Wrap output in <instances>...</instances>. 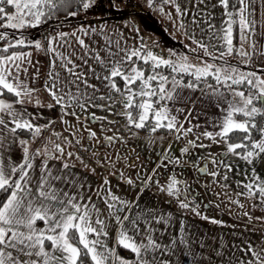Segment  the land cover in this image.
<instances>
[{"label": "snow or ice", "instance_id": "6c2138e0", "mask_svg": "<svg viewBox=\"0 0 264 264\" xmlns=\"http://www.w3.org/2000/svg\"><path fill=\"white\" fill-rule=\"evenodd\" d=\"M261 2L264 4V0ZM90 3L91 0H0V28L19 33L10 38L7 32H0V42H3L0 44V264H172L178 249L186 259L191 258V264H211L213 255L222 258L220 251L203 257L202 252L194 250L195 241L190 239V227L183 218L173 233L170 231L174 225L172 213L147 206L141 208L139 197L152 184L170 206L178 208L181 216L190 213L219 224L221 221L203 214L200 202L193 195V185L185 178L189 176L187 169L211 178V183H218L217 178L227 181V173L233 171L231 163L226 161L228 155L248 165L264 158V79L255 72H241L238 65L225 58L239 55L250 61L256 54V0H189L196 5L195 11L182 9L176 0H162L165 5L174 6L181 17L178 28H185L182 18L191 14L193 25L204 34L211 33L218 41L219 46L205 44L189 35L191 42L208 58H201L199 65L189 63L186 57L177 63L154 55L146 51L143 41L140 47H129L122 37L91 26L58 31L46 38V47L39 41L26 40L23 35V29L45 24L61 12L75 17L80 9L87 10ZM148 4L154 6L153 0H148ZM209 6L223 9L219 25L213 23L214 12L203 15ZM260 15L264 17V12ZM168 18L174 19L171 13ZM234 26H238L241 37L239 48L233 44ZM185 32L188 35L187 29ZM259 35L264 38V31ZM97 36L101 39L94 38ZM245 43L249 45L247 51L243 47ZM33 44L37 51L49 57L47 75L41 86L51 97L49 109L59 108L61 123L66 125L65 131L69 134L62 136L53 132L54 140L49 138L35 149L32 145L42 138L51 122L35 124L36 117L24 105L32 102L39 91L30 85L41 79V73L36 68L29 76V67H35L31 53L14 51ZM259 54L264 55V50ZM161 66L170 69L171 75L158 71ZM185 76L190 79L185 80ZM210 79L215 84L209 83ZM197 105L201 111L212 107L217 110L218 115L209 118L213 131L207 127L194 131L200 128L199 123L192 124L193 119H199L198 114L194 116ZM90 109H99L105 115L97 116ZM109 115L116 119L108 120ZM238 116L242 119H237ZM68 117L77 123L82 118L111 125L123 122L129 132L133 128L149 133L164 130L175 133L176 140L185 139L189 134L194 139L187 140L179 156L171 155L170 148L165 150V163L160 166H173L172 174L164 177L166 183L155 179L157 172L153 169V175L140 181L141 190L136 198L129 200L117 195L110 181L104 179L103 192L97 188V199H93L82 194L84 184L71 171L74 165L69 161L74 156L82 158L71 151L65 156L67 147L80 143L77 138L80 129ZM85 131L90 139L97 138L96 132L88 128ZM24 132L30 138H22ZM103 139L108 145L120 142L121 137L114 133ZM202 139H207L209 144L202 143ZM221 144L222 153L193 155V149ZM13 145L21 150L18 161L10 157ZM37 158H40L39 164ZM51 161H61V166L50 165ZM209 164L213 166L211 170ZM84 166L88 167L86 163ZM221 168L225 170L223 176ZM117 174L129 186L136 183L123 173H113ZM244 175L246 182H238V186L246 191L238 192L237 196L264 205V178L254 167ZM221 187L227 189L228 185ZM230 202L238 204L237 200L230 199ZM212 203L210 200L209 205ZM38 222L43 226H37ZM121 248L130 251L134 260L120 256L117 250ZM242 251L244 255L237 264H264V247L248 244Z\"/></svg>", "mask_w": 264, "mask_h": 264}, {"label": "rangeland", "instance_id": "374dc122", "mask_svg": "<svg viewBox=\"0 0 264 264\" xmlns=\"http://www.w3.org/2000/svg\"><path fill=\"white\" fill-rule=\"evenodd\" d=\"M169 13H171L174 18L171 21L168 18ZM102 20L121 24L124 30L127 32L129 31V34H125V36L122 37L124 40L131 37L130 33H132L133 38L139 40V47L141 46V41H143L146 51H151L154 55L159 57H163L164 51L171 52L172 50V60L177 63H179L181 57H186L188 62L193 65H199L201 63V58L205 60L208 59L204 55L202 49L197 48L194 43L186 42V40L177 33V20L170 9L164 6H156L155 8L149 7L148 0H91L90 7L77 14L74 20L69 22L67 26L64 25V30H75L83 26L99 23ZM46 31L47 30H42L37 32L31 28H25L23 29V35L28 41H39L42 44V42L49 37V33ZM0 32H7L10 38L13 35H19V33L13 29L0 28ZM106 32L110 35L115 34L121 37V34L117 33L114 27H108ZM135 34L137 37H135ZM2 43L3 42H0V44ZM239 57L240 56L237 55V59L240 61ZM225 58L228 60L230 59L229 57ZM90 111H95L97 116L105 115V113L101 112L99 109H90ZM117 111L120 112L123 111V109H118ZM197 114L199 119H193L192 124L199 123L200 128L194 131L199 132L206 127L208 131H213L210 126L209 118L218 115L215 107L205 108V111H201V106L197 105L194 116ZM67 119L76 128L80 129L77 136L80 143L75 144V146L67 147L65 156H67L68 151L75 153L76 156L82 159L85 155L88 160L86 164L90 167V162H99L103 157L108 159L107 156L110 157L111 153L116 151L117 156H120L119 160L117 158V161L108 162L105 165L99 162L97 164V169L103 176L111 175L120 179L122 184L120 192L123 198H125L129 192L128 199H130V195H135V193L140 192V181L153 175V169L157 172L155 179L159 180L161 184L166 183L167 181L164 177L172 174L173 166L168 165L167 168L160 166L165 163L163 159L165 150L170 148L171 155L179 156L180 149L185 146L187 140L194 139L191 134L185 139L176 140L175 133H149L148 131H138L134 128L129 132L125 129L123 122L111 125L106 122L101 124L99 121L93 122L83 118L80 123H77L75 119L71 117ZM114 119H116V117L112 115L108 116V120ZM120 119L123 120L122 117ZM237 119L241 118L237 117ZM58 126L61 129L59 130L61 131L59 134L62 136L69 135L68 132L65 131L66 125L61 123V120ZM187 126L191 125L186 124V127ZM85 128L96 132L97 138L90 139L89 133L85 131ZM109 128H111L112 131H109ZM114 133L121 137L120 142L108 144L109 149L107 147L104 148L101 144L104 142L103 138L112 136ZM133 133H135V135H133ZM50 138L53 140L55 139L52 135ZM69 138L71 139V137ZM59 142L63 144V141ZM201 142L206 145L209 144L207 139H202ZM112 146H115V148ZM49 147H51L50 144ZM87 149H91V151ZM223 150L224 146L221 144L205 149H193L192 151L193 155L196 153L203 154L208 152L216 155L222 153ZM73 159H75V156L71 160ZM82 159L79 160L82 161ZM226 161L231 163L233 167V171L227 173V181L217 178L219 181L218 183H211V178L199 176V174L191 168L187 169L189 176L185 177L189 179L193 185V195H195L200 202L203 214L211 219L221 221L219 224H212L210 221L203 220L190 213H184L183 216H181L178 208L175 205L170 206L167 203V198L164 197L163 194H159L156 187L152 184H149L147 190L139 197L141 208L147 206L148 208H155L172 213L174 225L170 231L173 233L179 228V220L183 218L190 227V239L195 241L193 246L194 250L202 252L203 257H208L209 254L220 251L222 253V258L213 255L211 264H237L238 259L244 255L242 249L248 244L256 248L264 247V205H260L256 200H249L245 199L243 196H237L238 192L246 191L242 186H238V182H246L244 173H250L252 167L255 168L260 177L264 178V158L257 159L254 165H248L245 161L231 155L226 157ZM84 162H86V160ZM201 163H203V161ZM208 167L210 170L213 168L211 164H209ZM113 173H123L125 178L131 177L136 183L133 186H129L124 182L123 178L118 174L113 175ZM224 173L225 170L221 168V176H223ZM137 174H139V179H137ZM197 176H199V183H196ZM223 184H227L228 188L225 189L221 187ZM225 193L227 194L225 195ZM217 194H219V196ZM230 199L237 200L238 204L231 203ZM210 200L214 201L211 205H209ZM217 204L219 207L216 206ZM254 204L256 205L255 207L253 206ZM204 205H209V207L203 208ZM239 205H243V207ZM245 212L249 215L245 216ZM200 244H203L205 247L201 249L199 247ZM117 251L122 257H124L123 253L124 255H128V253L133 255L130 251H126L122 248ZM127 259L130 261L134 260V255ZM172 264H191V258L188 257L186 259L184 252L178 249L176 254L172 257Z\"/></svg>", "mask_w": 264, "mask_h": 264}, {"label": "crops", "instance_id": "0c3cea01", "mask_svg": "<svg viewBox=\"0 0 264 264\" xmlns=\"http://www.w3.org/2000/svg\"><path fill=\"white\" fill-rule=\"evenodd\" d=\"M177 4H179V6L182 9H186V8H191L192 11L196 10V5L194 3L190 4L189 0H176ZM211 2H215V0H211ZM149 6V4H148ZM156 6H164L165 8L167 7V9H170L173 14L175 15V18L177 20V24L179 22H181V17H179L177 15V13L174 10V6L171 5H154L152 6V8H155ZM150 7V6H149ZM202 8H204L205 6L201 5ZM256 7H257V12L255 14V19L257 20V25H258V32H257V36H256V54L253 56L252 60H246L245 58H242L241 56L240 61L237 59V55H233L231 57H229V62L235 65H238L239 68L241 69L240 71L243 73H249V72H255L258 76H260L261 79H264V55H260V51L264 50V38H262L259 33L264 31V17H261L260 13L264 12V4H262L261 0H256ZM208 12H214L215 13V18L213 20V23L216 25H219L221 23V18H222V12L223 9L221 7H216L215 9H212L210 6L207 7V10L203 13L204 16L208 15ZM198 19L200 17H197ZM73 21V20H72ZM71 21H62V22H55L52 23L50 25H47L41 29H36L35 31H42V30H47L46 32L49 33L48 36L50 35H55L56 32L58 31H65L64 30V25H68V23ZM182 22L185 25V28H178V34L183 37L186 42H191V40L189 39V35H191L194 39L197 40H202L203 43L205 44H217V46H219L218 41L216 40V38L212 37L211 33H207L204 34L200 31L199 27H196L193 25L192 23V16L191 14H189L188 16H184L182 18ZM89 26L97 29V30H103L104 32L107 31L108 27H114V29L117 31V33L121 34V37H124L125 34H129L126 30H124L123 26L119 23H112L109 22L107 20H102L99 23L96 24H91L88 26H83V28H88ZM139 27V26H138ZM81 28L75 29V30H79ZM185 29H187V33L188 35H186ZM34 30V29H33ZM68 32V31H65ZM240 33H238V41L237 44L234 45L235 47L239 48L240 46ZM131 37L125 39L127 45L129 47H139V40H137V38H133L132 33H130ZM135 37H137V35L135 34ZM48 38V37H47ZM95 39H101L99 36L94 37ZM86 42L87 41V37H85ZM219 43H222V41H220ZM42 45H44L45 47L47 46V40L45 39L42 42ZM196 45V44H195ZM197 46V45H196ZM239 46V47H238ZM244 50H249V45L247 43L244 44ZM169 48V47H168ZM17 52H28L31 53V60L33 65H35V67H29V76H31V74L36 70V68H39L40 73H41V79L36 81V83L34 85H30L32 87H36L39 89L38 92H36L34 94V99L32 100V102L30 103H26L24 105V107L27 109V111L31 114H33V116L36 117L35 119V124L37 125H45V124H49L50 126L42 133V138L36 142L35 144L32 145L33 149L35 148H39L42 147L44 145L45 142H47L50 138V136L53 134V132L55 133H60L61 130L58 126L59 121H60V110L59 108H53V109H49L48 104L51 103V97L49 96V94L44 91V89L42 88V83H43V79L46 78L47 75V71H48V66H49V57L46 56L43 52H39L35 49L34 44L31 46H28L26 49L24 50H19ZM173 53V51L171 50V52L169 51H164L163 52V57L165 59H169L172 60V56L171 54ZM173 61V60H172ZM241 62V63H240ZM219 63V61L217 62ZM190 79V77H189ZM214 80H210L209 83H214L212 82ZM199 92L195 93V95H198ZM37 101H39V104H37ZM181 119H183V117H181ZM107 123V122H106ZM174 134V133H172ZM53 136V135H52ZM21 137L24 139H28L30 138L29 133H21ZM101 143V141H100ZM103 145L104 148H108V145H105V143H101ZM116 146V145H115ZM115 146H112L115 148ZM117 147V146H116ZM21 155V150L19 148L18 145H13L12 147V151L10 154L11 159L18 161L19 157ZM86 159H85V158ZM83 157V162L80 161L79 159H73L70 160L69 162L72 163L74 165V167L71 169L72 172H75L79 178H81V182L84 184V188H83V195H91L93 197V199H97L96 197V189L100 188L101 192H103V186H102V182L104 179H107L110 181V187L112 188V190L117 194L120 195L123 198V195L121 194V180L118 179L115 176H103L100 174V172L97 169V164L100 162L102 163V165H105L108 162H112V161H117V158L119 160V155L117 156L116 151L111 153V156H107L108 159H106L105 157L102 158V160H99V162H90V167L88 165V167H85L84 164L88 162L87 160V156L84 155ZM89 159V158H88ZM86 160V162H84ZM78 161V162H77ZM40 162V158H37L36 163L39 164ZM50 165H55V167L59 168L61 166V161H51ZM96 165V166H95ZM105 173V172H104ZM86 178V179H84ZM79 190V188L77 189ZM69 191H71V189L69 188ZM136 196L132 194L130 195V199H134ZM129 198V192L128 194L125 196L124 199H128ZM97 202L99 203L100 201L97 200ZM42 227L43 224L42 222H38V225ZM110 227H113V225H110ZM115 233H112V237H114ZM112 237L109 238V243L110 245L112 244ZM124 258H129L133 255L129 254L128 255H124Z\"/></svg>", "mask_w": 264, "mask_h": 264}, {"label": "trees", "instance_id": "16d2710c", "mask_svg": "<svg viewBox=\"0 0 264 264\" xmlns=\"http://www.w3.org/2000/svg\"><path fill=\"white\" fill-rule=\"evenodd\" d=\"M153 3H154V5H158V4L164 5V3H162V0H153ZM72 7L75 9V8H76V5H73ZM83 11H84L83 9H80L79 12H78V14L81 13V12H83ZM74 18H75V17H67L63 12H61V13H59L54 19L49 20L47 23H45V24H41V25H39V26H37V27H34V28H31V29H34V30H36V29H41V28H43V27H45V26H47V25H50V24H52V23H55V22H62V21H72V20H74ZM238 33H239L238 26H234V30H233V44H234V45L237 44V41H238ZM27 47H28V46L23 47V48H17V49H14V51L24 50V49H26ZM140 63H141V65H142L143 67H145L148 71H151V69H149L148 66L143 65L142 62H140ZM158 71H160V72H162V73H164V74H166V75H171V71H170V69H168V68L165 67V66H161V68L158 69ZM146 74H147V72H146ZM184 79H185V80H188L189 77L185 76ZM210 80H211V79H210ZM210 80H209V82H210ZM212 82H214L213 84H215V81H212ZM121 83H122V82H121ZM238 117H239V116H238ZM239 118L242 119V117H239ZM140 131H146V130H140ZM157 132H160V133H168L167 131H164V130H160V131H157ZM236 135H242V134H240V133H236ZM254 135L258 137V133H254ZM238 151H242V150H238Z\"/></svg>", "mask_w": 264, "mask_h": 264}]
</instances>
